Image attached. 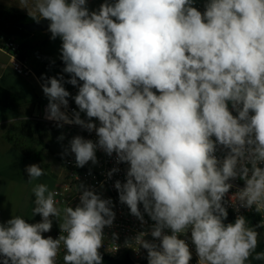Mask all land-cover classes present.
Wrapping results in <instances>:
<instances>
[{
    "label": "clouds",
    "instance_id": "obj_1",
    "mask_svg": "<svg viewBox=\"0 0 264 264\" xmlns=\"http://www.w3.org/2000/svg\"><path fill=\"white\" fill-rule=\"evenodd\" d=\"M194 2L105 0L98 11L88 0L18 4L36 22L50 21L51 38L62 39L63 72L71 74L67 81L63 74L42 77L45 118L95 130L99 138L75 136L63 154L74 153L83 167L98 162L100 148L129 165L126 182L114 186L141 224L145 213L155 222L150 235L159 243L145 239L148 232L134 238L149 264H189L192 252L181 238L189 229L198 264H246L264 219L254 228L244 215L225 224V196L239 177L245 186L232 206L264 213V0H208L203 12ZM65 82L78 87L79 111L71 116ZM218 145L230 150L222 161ZM26 171L30 181L45 175L39 164ZM33 192V214L42 221L13 215L0 223L2 264H57L61 243L64 264H102L104 229L116 218L112 200L80 184L79 204L63 210L66 235L53 239L42 234L61 216L57 193L42 183ZM254 259L264 261V252Z\"/></svg>",
    "mask_w": 264,
    "mask_h": 264
},
{
    "label": "crops",
    "instance_id": "obj_2",
    "mask_svg": "<svg viewBox=\"0 0 264 264\" xmlns=\"http://www.w3.org/2000/svg\"><path fill=\"white\" fill-rule=\"evenodd\" d=\"M109 1L115 2V0ZM18 2L19 0H0V5L14 6L28 13L27 9L21 8ZM104 2L105 0H88L89 10L98 11ZM51 37L52 34L48 30L31 33L24 38L15 37L21 44L26 42L38 46L35 52L43 55L42 58L31 55L30 62L34 73L30 76H23L14 71L11 67V55L1 47L3 39H0V223H6L13 215L21 216L29 223L42 221L40 214H33L36 206L33 189L36 183L34 180H29L26 166L31 164H39L41 167L51 166L52 155L55 154L62 167L58 181L61 183L66 175L62 162L65 147L61 142L60 145L51 143V139L54 138L51 130L45 132L42 138L36 132L32 136L21 132L22 124L26 120L30 121L32 128L38 120H42V106L49 103L48 97L42 90L44 83L42 77H58L63 74L67 81L71 76L63 72L64 66L52 64L61 59L62 39ZM44 40H46L45 44L42 43ZM64 86L69 92L75 87L67 82ZM42 124L48 127L53 123L42 121ZM53 125L54 128L57 127ZM19 145L41 151V159L27 157ZM57 208L63 214V209ZM60 222L63 220L55 219V225L51 229Z\"/></svg>",
    "mask_w": 264,
    "mask_h": 264
},
{
    "label": "built area",
    "instance_id": "obj_3",
    "mask_svg": "<svg viewBox=\"0 0 264 264\" xmlns=\"http://www.w3.org/2000/svg\"><path fill=\"white\" fill-rule=\"evenodd\" d=\"M207 2L197 3L194 4V6L203 12L205 11V5ZM1 47L11 55V67L14 69V71L23 76H30L34 73L33 66L30 62L31 55L36 58L43 57L41 53H36L35 51H30L27 48H24L14 36L3 38ZM70 93L71 95L68 98L69 107L67 111L71 116L73 110L79 111V108L73 99L78 93V87L75 86L70 91ZM47 105L48 103H45L42 106L41 119L57 126L56 121L45 118ZM229 108L232 110L231 102H229ZM232 111L234 116L238 115L235 110ZM80 115L84 120L89 119L86 116V113L81 112ZM92 120L97 124V127L100 126L98 119L92 118ZM60 130L61 134L64 136V139L60 142L63 144L65 149L70 148L69 142L73 137L78 135L94 142L98 141L99 139L95 130L89 132L86 128L77 124H64L63 127H60ZM213 140H215V137H213ZM228 151L230 150L224 148L222 145H218L215 155L219 160L222 161L227 155ZM96 156L98 161L96 164H93L91 161H89L85 166L78 167L76 165L74 153L69 151L67 154L63 155L62 162L66 169V175L61 184L52 190L57 193L54 198L56 201V207H60L64 210L69 206L75 207L77 204H79V197L81 195L79 192L80 184H83L87 188L94 189L98 194L101 195V198H110L112 200L114 206L113 210L116 213L113 226H106L104 229V242L103 246L99 250L107 253H111V250H113V254L118 252L119 254H128L134 258L145 257L147 255V250L139 248V245L135 242L134 238L140 232H148L149 235H147L145 239L159 243L157 238H153L150 235L151 226L155 222L150 219L147 213H145V220L147 223L141 224L140 220L130 213L129 207L126 204L120 202L119 191L114 186L117 180H120L122 183L126 182V172L129 165L124 162L118 164L115 153L109 156L104 152L103 149L100 148H97ZM261 166L264 167V165ZM113 168H119V171L113 173V175L109 178L108 172ZM229 182L233 184V187L225 196V199L229 201L227 209H229L235 217L239 215H252L259 224L260 221L264 219V213H256L254 210L250 211L243 207H240L239 211H237L236 207L232 206V195H234L239 189L243 188L245 186V182L239 177L234 180H230ZM140 207L141 211H143L142 204ZM60 223L55 228L51 229L49 232L43 233L42 235L45 238L51 236L53 239H57L61 234L66 235V233L61 232ZM165 231L168 234H171L170 229ZM260 232L264 237V227H260ZM113 233H117L118 238L114 239ZM181 238L186 240V242L189 244L190 251L192 252V259L190 260L189 264H198L199 257L196 252V246L191 240V230L189 229L186 234H182ZM65 252L66 249L64 248L63 243H61V247L57 255V263L63 262V256Z\"/></svg>",
    "mask_w": 264,
    "mask_h": 264
},
{
    "label": "trees",
    "instance_id": "obj_4",
    "mask_svg": "<svg viewBox=\"0 0 264 264\" xmlns=\"http://www.w3.org/2000/svg\"><path fill=\"white\" fill-rule=\"evenodd\" d=\"M29 20H34V19L28 13L22 11L21 9L14 6L0 5V39L2 40L3 38L9 36L24 38L31 33L42 32L40 30H27L23 27H19L13 24L15 22H26ZM42 43L45 44L46 40H44ZM22 46L30 51H36V49L38 48V46H34L31 43H26V42H23ZM52 64L61 65L65 67V64L62 59L58 61H54L52 62ZM80 83L82 84L83 82L81 81ZM42 121L43 120H38L34 128H32L30 121L26 120L22 124L21 132L25 133V135L28 136L29 135L32 136L33 133L36 132L38 133L39 137L42 138V136L46 134L45 132L51 130L52 137L54 138L56 137L55 139H58L61 136L60 127H57L56 129L53 127L54 126L53 124L52 126L49 125L48 127H46L44 124H42ZM7 136L9 135L7 134ZM58 140L61 141L60 139ZM19 146L23 149L27 157H35L37 159H41V153H42L41 151L32 150V149L30 150L28 148L22 147L21 145ZM44 146L46 147V144H44ZM227 210H228V217L224 221L225 224L230 222L234 223L237 217H235L229 209ZM245 219L247 221L248 227L254 228L255 225H258V222L256 221L255 217L252 215H246ZM257 231L259 233V236H258V245L255 252H264V237L260 232V228H257ZM99 251L103 258L102 264H149L148 254L145 257L134 258L128 254H119L118 256H116V255L108 254L102 250ZM255 252L252 254V256L249 257V261L246 262V264H264V261L254 259ZM0 264H2V259H0ZM57 264H62V263H57Z\"/></svg>",
    "mask_w": 264,
    "mask_h": 264
},
{
    "label": "rangeland",
    "instance_id": "obj_5",
    "mask_svg": "<svg viewBox=\"0 0 264 264\" xmlns=\"http://www.w3.org/2000/svg\"><path fill=\"white\" fill-rule=\"evenodd\" d=\"M207 1V0H206ZM205 0H195L194 4L197 3H202V2H206ZM110 2V1H109ZM113 3V2H110ZM155 91V90H154ZM84 113V112H83ZM56 138V137H55ZM54 138L51 139V143L54 145H60V141L57 139L53 140ZM29 149V148H28ZM52 161H51V166L48 167H42V169L44 170L45 175L37 178L34 180V182L36 183V185L38 184H46L48 186L49 191H52L53 188H55L56 186H58L59 184H61L58 181V177H59V173H60V169L62 168L59 162V159L57 158V156L55 154L52 155ZM27 167V166H26ZM25 167V169H26ZM26 174L28 175L27 171ZM53 219V225H55V219L56 218H52ZM60 220H63V214H61ZM107 253V252H106ZM111 255H116L118 256L119 253L116 252V254H113V250H111V253H108ZM62 264H64V261L62 262Z\"/></svg>",
    "mask_w": 264,
    "mask_h": 264
},
{
    "label": "water",
    "instance_id": "obj_6",
    "mask_svg": "<svg viewBox=\"0 0 264 264\" xmlns=\"http://www.w3.org/2000/svg\"><path fill=\"white\" fill-rule=\"evenodd\" d=\"M13 24L19 27H23L27 30L46 31L48 30L50 21L48 19L42 18L39 22H36L35 20H29L26 22H15Z\"/></svg>",
    "mask_w": 264,
    "mask_h": 264
}]
</instances>
